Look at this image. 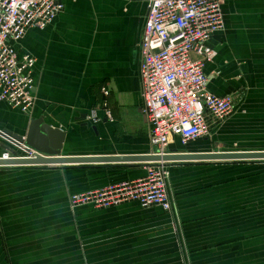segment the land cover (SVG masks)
Instances as JSON below:
<instances>
[{
    "label": "crops",
    "instance_id": "0c3cea01",
    "mask_svg": "<svg viewBox=\"0 0 264 264\" xmlns=\"http://www.w3.org/2000/svg\"><path fill=\"white\" fill-rule=\"evenodd\" d=\"M61 2L16 45L35 58V102L28 114L0 102V128L20 134L41 117L65 131L64 156L151 153L138 48L147 0ZM221 8L203 71L210 92L235 95L234 111L206 137L171 140L169 152H264V0ZM13 153L24 154L0 137V156ZM145 163L0 166V264H264V158L167 162L170 212L70 206V193L142 177Z\"/></svg>",
    "mask_w": 264,
    "mask_h": 264
},
{
    "label": "built area",
    "instance_id": "2783aa9c",
    "mask_svg": "<svg viewBox=\"0 0 264 264\" xmlns=\"http://www.w3.org/2000/svg\"><path fill=\"white\" fill-rule=\"evenodd\" d=\"M221 4L222 0H147L138 42L139 75L141 111L153 154L168 153L173 139L185 144L208 136L212 125L234 111L235 95L210 92L209 76L203 71L215 55L207 42L224 28ZM62 9L61 0H0V102L31 112L35 58L18 53L16 45L29 28H44ZM104 116L112 119L109 109H104ZM9 156L13 155H2ZM144 171L139 178L70 193L69 204L105 208L134 201L143 208L172 211L168 163L147 162Z\"/></svg>",
    "mask_w": 264,
    "mask_h": 264
},
{
    "label": "water",
    "instance_id": "95a60500",
    "mask_svg": "<svg viewBox=\"0 0 264 264\" xmlns=\"http://www.w3.org/2000/svg\"><path fill=\"white\" fill-rule=\"evenodd\" d=\"M0 137L5 139L10 144L22 150L27 155L0 156V166L11 165H43V164H61V165H76V164H92L99 162H111L120 160H137L143 162H171L180 160L194 159H241L264 158V152L251 153H179L176 151L166 154H145L135 157L119 156H64L61 155V148L65 139V131L60 128L53 127L43 121L41 117L30 119L23 133H15L7 128H0ZM10 149V148H9Z\"/></svg>",
    "mask_w": 264,
    "mask_h": 264
},
{
    "label": "rangeland",
    "instance_id": "374dc122",
    "mask_svg": "<svg viewBox=\"0 0 264 264\" xmlns=\"http://www.w3.org/2000/svg\"><path fill=\"white\" fill-rule=\"evenodd\" d=\"M11 155H13V156H18L19 154L17 155L16 153H13V154H11ZM21 155H23V154H21ZM21 155H20V156H21Z\"/></svg>",
    "mask_w": 264,
    "mask_h": 264
}]
</instances>
